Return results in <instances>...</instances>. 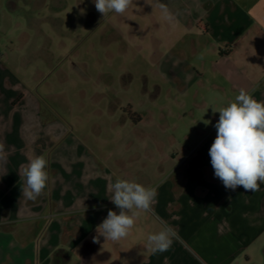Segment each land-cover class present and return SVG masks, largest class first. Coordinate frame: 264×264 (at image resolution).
<instances>
[{
    "label": "crops",
    "instance_id": "crops-1",
    "mask_svg": "<svg viewBox=\"0 0 264 264\" xmlns=\"http://www.w3.org/2000/svg\"><path fill=\"white\" fill-rule=\"evenodd\" d=\"M180 4L179 33L191 37V51L177 54L214 66L207 92L212 109L227 106L241 89L264 100V0ZM2 51L0 143L7 156L0 160V264H110L111 252L98 251L100 240L93 242V237L100 238L97 226L109 210L119 214L109 190L117 177L156 187L157 202L149 213L176 233L167 251H150L144 264H256L252 255L264 254V183L259 191L246 192L242 186L233 191L215 177L209 149L218 111H213L208 135L187 139V148L173 138L180 151L152 158V169L129 171L123 162L116 167L105 159L92 162L86 149L89 161L76 163L81 168L73 170L72 163L67 165L71 155L59 152L64 145L69 148V140L57 147L63 132L42 122L40 99L25 89L14 61L4 60ZM41 154L48 160L50 181L37 200H27L21 193V165ZM64 156L67 170L61 174ZM80 246L81 257L72 262L70 249Z\"/></svg>",
    "mask_w": 264,
    "mask_h": 264
},
{
    "label": "rangeland",
    "instance_id": "rangeland-1",
    "mask_svg": "<svg viewBox=\"0 0 264 264\" xmlns=\"http://www.w3.org/2000/svg\"><path fill=\"white\" fill-rule=\"evenodd\" d=\"M180 2L134 0L124 14L104 19L93 0H0L4 60L14 61L25 89L40 99L42 122L63 132L57 147L69 140L59 152L71 155L73 170L89 161L86 149L92 162L152 169L151 159L178 151V142L187 148V139L208 135L214 110L207 92L215 70L177 54L191 51V37L179 33ZM162 226L142 213L126 239L100 236L98 251L111 252L110 264H144L147 235ZM81 247L70 249L72 262ZM252 257L264 264L262 251Z\"/></svg>",
    "mask_w": 264,
    "mask_h": 264
},
{
    "label": "clouds",
    "instance_id": "clouds-1",
    "mask_svg": "<svg viewBox=\"0 0 264 264\" xmlns=\"http://www.w3.org/2000/svg\"><path fill=\"white\" fill-rule=\"evenodd\" d=\"M93 3L105 19L113 13L124 14L133 6L134 0H93ZM159 7L163 17L171 19L166 5ZM214 111L219 112V120L214 125L217 135L209 155L215 177L226 189L235 191L242 186L246 192L259 191L264 183V100L258 101L241 89L234 101ZM6 156L5 145L0 143V160ZM21 169L24 179L21 193L27 200L35 201L50 181L48 160L44 154L33 156L27 164L21 165ZM109 190L112 192L110 200L119 209V214L109 210L97 226V232L106 241L115 243L130 235L142 213L151 211L158 193L156 187L119 177ZM175 235V231L165 224L160 231L147 235L144 246L153 253L167 251ZM93 242L98 243L99 237H93Z\"/></svg>",
    "mask_w": 264,
    "mask_h": 264
},
{
    "label": "water",
    "instance_id": "water-1",
    "mask_svg": "<svg viewBox=\"0 0 264 264\" xmlns=\"http://www.w3.org/2000/svg\"><path fill=\"white\" fill-rule=\"evenodd\" d=\"M89 259V253L86 254L83 259H82V263L86 262Z\"/></svg>",
    "mask_w": 264,
    "mask_h": 264
},
{
    "label": "trees",
    "instance_id": "trees-1",
    "mask_svg": "<svg viewBox=\"0 0 264 264\" xmlns=\"http://www.w3.org/2000/svg\"><path fill=\"white\" fill-rule=\"evenodd\" d=\"M59 251H60V250H59ZM58 253H60V252H57V253L55 254V259H56ZM106 255H107V254H106Z\"/></svg>",
    "mask_w": 264,
    "mask_h": 264
}]
</instances>
